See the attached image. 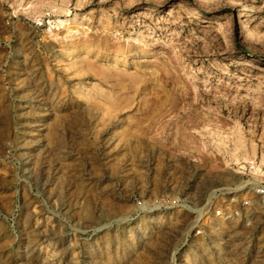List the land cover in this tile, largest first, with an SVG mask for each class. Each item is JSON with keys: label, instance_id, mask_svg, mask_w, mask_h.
<instances>
[{"label": "rangeland", "instance_id": "rangeland-1", "mask_svg": "<svg viewBox=\"0 0 264 264\" xmlns=\"http://www.w3.org/2000/svg\"><path fill=\"white\" fill-rule=\"evenodd\" d=\"M260 184L264 0H0V264H264Z\"/></svg>", "mask_w": 264, "mask_h": 264}, {"label": "built area", "instance_id": "built-area-1", "mask_svg": "<svg viewBox=\"0 0 264 264\" xmlns=\"http://www.w3.org/2000/svg\"><path fill=\"white\" fill-rule=\"evenodd\" d=\"M255 192L261 196L262 202H263V209H264V184L258 185V187L255 189ZM248 202H245V204ZM141 204V202H139ZM202 231L200 229L197 230V234H200Z\"/></svg>", "mask_w": 264, "mask_h": 264}]
</instances>
